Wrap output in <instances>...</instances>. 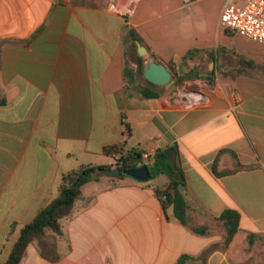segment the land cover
<instances>
[{"label": "crops", "instance_id": "0c3cea01", "mask_svg": "<svg viewBox=\"0 0 264 264\" xmlns=\"http://www.w3.org/2000/svg\"><path fill=\"white\" fill-rule=\"evenodd\" d=\"M225 3L0 0V264L64 174L113 166L103 150L123 142L178 147L187 225L155 192L167 177L101 178L62 220L61 259L34 242L21 264H264V47L221 27ZM149 57L178 72L155 99L139 89ZM226 210L240 223L224 247Z\"/></svg>", "mask_w": 264, "mask_h": 264}, {"label": "trees", "instance_id": "16d2710c", "mask_svg": "<svg viewBox=\"0 0 264 264\" xmlns=\"http://www.w3.org/2000/svg\"><path fill=\"white\" fill-rule=\"evenodd\" d=\"M129 34L135 41L142 42V39L133 30H130ZM195 53L196 51H190L184 60L191 58ZM142 67L143 65L140 63L139 70L141 75ZM171 71L175 76L178 75V72L173 67H171ZM126 73L129 80L131 82L134 81V74L129 70ZM182 79H178L176 85L181 84ZM145 81L147 84L139 88L143 97L147 99L161 97L164 90L147 80ZM103 152L106 156L113 158L116 163L113 166L83 165L64 174L59 187V195L44 207L30 223L23 225L19 229V236L13 250L7 261L2 264H21L28 247L34 242H37L39 252L45 260L51 263L58 262L61 259L58 237L62 234V220L73 211L75 203L81 196L82 187L89 182L101 179L97 174L100 169L120 168L123 171H127L141 166L145 154L141 150H126L125 142L106 146ZM146 165L150 170L151 180H156L160 176L167 177V185L163 188L155 187V192L162 200L163 205L173 206L177 219L183 225H187L189 204L184 194L187 185L185 174L180 164L178 147L171 146L158 149L154 155L149 157ZM214 170L217 172V163L214 164ZM122 177L126 176L123 175ZM163 197L166 199L163 200ZM219 220L226 227L227 236L223 246L227 247L238 231L240 214L234 210H226ZM17 227V224L12 225L13 230H16ZM194 232L205 235L206 229L198 228L194 229ZM186 259L187 257H182L177 264H186Z\"/></svg>", "mask_w": 264, "mask_h": 264}, {"label": "built area", "instance_id": "2783aa9c", "mask_svg": "<svg viewBox=\"0 0 264 264\" xmlns=\"http://www.w3.org/2000/svg\"><path fill=\"white\" fill-rule=\"evenodd\" d=\"M180 1L184 5H189L195 0ZM132 9L129 15L133 14ZM220 25L223 29L264 47V0H226ZM150 156V154H144L142 165H146ZM165 199L163 197V200Z\"/></svg>", "mask_w": 264, "mask_h": 264}, {"label": "water", "instance_id": "95a60500", "mask_svg": "<svg viewBox=\"0 0 264 264\" xmlns=\"http://www.w3.org/2000/svg\"><path fill=\"white\" fill-rule=\"evenodd\" d=\"M138 53L142 57L149 56L147 49L143 46L138 47ZM142 74L150 83L166 89L173 87L175 84L171 71L166 66L157 63L153 57L148 58ZM97 174L101 178L107 179H120L125 175L143 183L151 181V173L147 165H141L127 171H123L120 168L100 169Z\"/></svg>", "mask_w": 264, "mask_h": 264}, {"label": "rangeland", "instance_id": "374dc122", "mask_svg": "<svg viewBox=\"0 0 264 264\" xmlns=\"http://www.w3.org/2000/svg\"><path fill=\"white\" fill-rule=\"evenodd\" d=\"M173 89V87H171V88H169V90H172ZM116 163V162H115Z\"/></svg>", "mask_w": 264, "mask_h": 264}]
</instances>
